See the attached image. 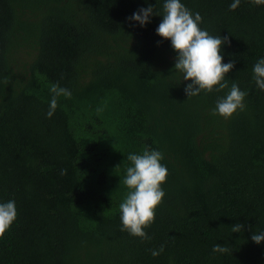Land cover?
Wrapping results in <instances>:
<instances>
[{"label": "trees", "instance_id": "trees-1", "mask_svg": "<svg viewBox=\"0 0 264 264\" xmlns=\"http://www.w3.org/2000/svg\"><path fill=\"white\" fill-rule=\"evenodd\" d=\"M165 2L0 0V203L17 209L0 264H264V242L251 240L264 232V90L253 79L264 4L180 0L202 30L228 37L222 63L235 64L229 88L188 98L177 53L156 34L162 17L129 21L149 5L162 16ZM233 82L245 110L212 115ZM54 83L71 96L48 118ZM145 150L168 175L142 241L121 231L119 205L127 157Z\"/></svg>", "mask_w": 264, "mask_h": 264}, {"label": "clouds", "instance_id": "clouds-1", "mask_svg": "<svg viewBox=\"0 0 264 264\" xmlns=\"http://www.w3.org/2000/svg\"><path fill=\"white\" fill-rule=\"evenodd\" d=\"M256 5L264 4V0H252ZM240 5V0H233L230 10L235 11ZM162 17V22L156 29V34L163 40H170L172 48L177 53L174 68L183 76V81H191L184 88L188 98L200 95L202 91L221 92L229 88L226 74L234 67V62L222 63V46L229 45L228 37L211 36L199 27L202 17L199 13L193 14L180 0H166L163 5V15L154 11V7L140 8L129 17V21L141 27L151 22L152 16ZM253 79L256 86L264 90V59H260L253 66ZM7 83V78H5ZM52 98L46 113L51 118L57 107L58 98L70 97L71 91L54 83L50 87ZM248 93L241 91L233 82L225 96L218 98L212 115H219L225 119L231 118L234 113L244 111V100ZM128 161L132 166L127 167L123 184L129 189L125 200L119 205L122 223L121 231L143 240H150L147 232L155 219V210L162 202L165 192L161 185L166 181L168 171L161 164L162 154L155 150H145L142 155L129 154ZM119 168V166L117 167ZM67 170L62 169L61 175H66ZM17 218V209L14 200L0 203V237L11 227ZM244 225L237 223L231 227L233 233L243 231ZM251 240L259 245L264 242V232H254ZM151 255L157 257L164 252V245L158 250L152 249ZM214 253H228L230 248L216 244Z\"/></svg>", "mask_w": 264, "mask_h": 264}]
</instances>
